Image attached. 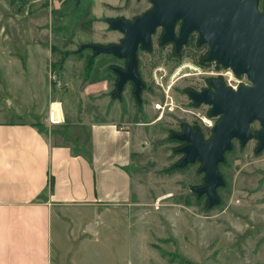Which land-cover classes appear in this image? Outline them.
I'll return each instance as SVG.
<instances>
[{
    "label": "rangeland",
    "instance_id": "1",
    "mask_svg": "<svg viewBox=\"0 0 264 264\" xmlns=\"http://www.w3.org/2000/svg\"><path fill=\"white\" fill-rule=\"evenodd\" d=\"M152 6L151 0H0V120L17 119L20 102H31L33 110L46 101L45 73L55 82L51 74L57 76L76 50L83 62L72 70L79 73L92 55L98 56L92 46L122 44L125 34L114 27L115 22H133ZM263 8L264 0H259L258 10ZM164 34L157 27L150 45L137 50L145 96L137 105L142 114L136 115L147 120V103L154 107L165 100L166 92L176 108L162 117L158 114L154 126L136 128L149 136V142L132 169V211L125 208L120 215L108 216L102 235L95 236L81 255L87 264H264V149L258 141L262 124L252 121L251 138L234 139L224 153L219 164L222 184L211 202L199 191L206 183L203 163L196 159L182 164L186 142L177 136L185 128L199 131L205 141L213 136L221 116L212 114L209 104L196 103L192 94L212 90L215 80L227 84L224 74L231 67L208 58L210 47L200 42L197 30L181 46L176 44L177 34L170 41ZM193 50L205 53L210 63L195 62L187 55ZM108 56L118 85L126 61ZM23 58L31 68L29 84L19 79L13 83L7 77V63L20 65ZM105 64L103 59L99 66ZM233 77L234 85H255L245 74L234 72Z\"/></svg>",
    "mask_w": 264,
    "mask_h": 264
},
{
    "label": "crops",
    "instance_id": "2",
    "mask_svg": "<svg viewBox=\"0 0 264 264\" xmlns=\"http://www.w3.org/2000/svg\"><path fill=\"white\" fill-rule=\"evenodd\" d=\"M73 52L55 82L44 74L46 101L33 110L20 102L17 119L0 120V264H87L81 252L108 216L135 204L132 169L149 142L136 128L154 126L159 112L147 103L148 119L136 115L145 95L130 81L117 93L110 54L92 55L74 73L83 56ZM27 63H7V77L29 84ZM51 108L61 125L49 124Z\"/></svg>",
    "mask_w": 264,
    "mask_h": 264
},
{
    "label": "water",
    "instance_id": "3",
    "mask_svg": "<svg viewBox=\"0 0 264 264\" xmlns=\"http://www.w3.org/2000/svg\"><path fill=\"white\" fill-rule=\"evenodd\" d=\"M153 6L135 21H117L114 27L125 36L120 45L92 46L97 54H110L125 59L126 69L119 72L117 93L130 81L140 97L143 82L138 73L137 50L148 47L157 29H164V39L175 38L176 25L182 21L176 44L181 46L197 30L200 42L210 47L209 59L236 74H245L255 84L253 88L234 91L220 80L212 82V90L193 93L196 103L212 107V114L221 120L213 127V136L205 141L199 131L185 128L177 137L186 142L183 165L199 159L203 163L206 183L199 189L211 202L217 199L222 184L219 164L232 141H248L250 124L258 120L259 148L264 149V8L258 10L259 0H151Z\"/></svg>",
    "mask_w": 264,
    "mask_h": 264
},
{
    "label": "built area",
    "instance_id": "4",
    "mask_svg": "<svg viewBox=\"0 0 264 264\" xmlns=\"http://www.w3.org/2000/svg\"><path fill=\"white\" fill-rule=\"evenodd\" d=\"M233 73L234 71L231 69V71H228L224 74V76L228 77L227 79V84H225V86L230 89V90H234V91H237L239 90L241 87L240 85H234L232 84V80H234V77H233ZM51 79L52 80H55L56 79V75L55 74H51ZM245 86V85H244ZM154 108L159 112V117H162L163 114L165 112H173L176 108V105H175V102L174 100L172 99V97H170L167 92H166V96H165V100H162L160 102H157L155 105H154ZM207 120V119H206ZM48 122L51 126H59L62 124V120L61 118L59 117L58 115V112L56 109L54 108H51L48 112Z\"/></svg>",
    "mask_w": 264,
    "mask_h": 264
},
{
    "label": "trees",
    "instance_id": "5",
    "mask_svg": "<svg viewBox=\"0 0 264 264\" xmlns=\"http://www.w3.org/2000/svg\"><path fill=\"white\" fill-rule=\"evenodd\" d=\"M200 47H202V46H200ZM192 49V48H191ZM185 48L184 49H182V52H181V55H185ZM194 51V50H193ZM187 55L189 56V57H191L195 62H197L198 64L200 63V62H204L205 64H208V63H210V62H208V60H207V58H206V54L205 53H198V52H193V54L191 53V51L190 52H188L187 53ZM165 172H169L168 170H164V173ZM51 184H52V182H51Z\"/></svg>",
    "mask_w": 264,
    "mask_h": 264
},
{
    "label": "flooded vegetation",
    "instance_id": "6",
    "mask_svg": "<svg viewBox=\"0 0 264 264\" xmlns=\"http://www.w3.org/2000/svg\"><path fill=\"white\" fill-rule=\"evenodd\" d=\"M181 21V20H180ZM181 23H182V21L180 22V24L178 25H176V32H175V36H176V34H177V37H179V28H180V26H181Z\"/></svg>",
    "mask_w": 264,
    "mask_h": 264
},
{
    "label": "bare ground",
    "instance_id": "7",
    "mask_svg": "<svg viewBox=\"0 0 264 264\" xmlns=\"http://www.w3.org/2000/svg\"><path fill=\"white\" fill-rule=\"evenodd\" d=\"M243 88H247V89H249V88H253V87H250V86H246V87H243Z\"/></svg>",
    "mask_w": 264,
    "mask_h": 264
}]
</instances>
